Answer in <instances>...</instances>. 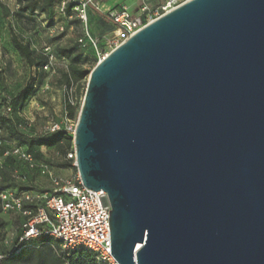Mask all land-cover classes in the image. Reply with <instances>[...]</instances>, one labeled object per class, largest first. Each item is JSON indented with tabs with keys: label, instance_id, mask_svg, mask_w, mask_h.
I'll return each mask as SVG.
<instances>
[{
	"label": "water",
	"instance_id": "95a60500",
	"mask_svg": "<svg viewBox=\"0 0 264 264\" xmlns=\"http://www.w3.org/2000/svg\"><path fill=\"white\" fill-rule=\"evenodd\" d=\"M73 142L118 264H264V0H188L123 41Z\"/></svg>",
	"mask_w": 264,
	"mask_h": 264
},
{
	"label": "rangeland",
	"instance_id": "374dc122",
	"mask_svg": "<svg viewBox=\"0 0 264 264\" xmlns=\"http://www.w3.org/2000/svg\"><path fill=\"white\" fill-rule=\"evenodd\" d=\"M95 1L98 3L106 0ZM171 1L178 6L188 0H137L139 8L136 13L123 10L136 15L144 5L156 11ZM67 2L77 4L78 0ZM65 7L64 2L56 4L47 14L30 15L20 11L17 0H0V138L6 141L7 147L11 144L30 152L38 167L22 171V175H26L31 182L20 184L17 177H21L23 164L17 162L14 166L9 160L5 162L1 150L0 192H31L41 197V204H44L45 197L53 193L50 175L72 178L78 174L74 161L68 158L75 149L74 142L70 149L65 150L66 153L57 147L40 145L52 139L46 130L48 124L63 121L68 97L77 103L73 120L78 121L82 98L86 93L89 77L71 89L63 82L70 60L62 57L61 52L67 51L82 67L92 71L103 56L109 54L117 43L121 44L125 40L116 26L103 32L99 14L94 8H89L88 21L84 23L77 17L75 8L68 15ZM87 32L95 44L79 42ZM14 38L33 51V64L26 62L14 48ZM49 53L54 56L51 72L43 69ZM22 91L28 95L26 99L24 96L21 99L18 97ZM42 170L46 173L42 174ZM0 217L6 223L0 231L2 254L14 248L21 230L18 215L10 213L1 214ZM52 244L61 255L73 252L59 242L54 241Z\"/></svg>",
	"mask_w": 264,
	"mask_h": 264
},
{
	"label": "built area",
	"instance_id": "2783aa9c",
	"mask_svg": "<svg viewBox=\"0 0 264 264\" xmlns=\"http://www.w3.org/2000/svg\"><path fill=\"white\" fill-rule=\"evenodd\" d=\"M178 6L176 2L171 1L156 11H152L147 5H144L137 15H131L125 10L121 12L110 11L105 15L118 27L120 34L126 40ZM91 7L98 13L103 14L101 6L95 0H85L77 3L75 10L78 14L77 17L82 22L86 23L88 21V10ZM79 42L95 44L88 32ZM119 45L117 43L115 48ZM46 52H49V49H46ZM47 55L49 61L43 69L51 72L54 56L50 53ZM69 101L73 107H76V102L71 99ZM83 102L84 98H82V105ZM77 123L78 121L75 122L65 112L62 122L49 123L46 130L49 134L65 132L74 139ZM1 150H3L4 160L12 157L30 170L38 168L32 154L11 144L7 147V143L0 138ZM68 158L74 161L76 167L75 149L73 153L68 155ZM45 173L42 170V174ZM50 181L53 186V193L45 197L44 204H41L40 196L27 191L18 194L6 190L0 194L3 214H16L21 221L20 230L22 235L19 237L13 251L18 250L21 245L28 246L34 240L50 238L61 243L68 250L75 251L77 248L82 247L93 252L99 264H118L111 255L109 219L112 209L108 195L104 191L95 192L85 188L79 173L72 178H60L50 175ZM17 182L24 183L25 180L22 177H17ZM3 258L4 256L0 254V263Z\"/></svg>",
	"mask_w": 264,
	"mask_h": 264
},
{
	"label": "trees",
	"instance_id": "16d2710c",
	"mask_svg": "<svg viewBox=\"0 0 264 264\" xmlns=\"http://www.w3.org/2000/svg\"><path fill=\"white\" fill-rule=\"evenodd\" d=\"M64 2L66 3L65 12L66 14L70 15L77 4H71L67 2V0H17L20 11L22 13H28L30 15L35 13L47 14L56 4ZM98 14L101 18L100 21L102 23L103 32L110 31L113 28V22L108 16L101 13ZM13 45L26 62H28L29 64H33L34 53L28 45L22 44L16 38L13 39ZM61 56L70 60L68 71L63 75V82L69 89H71L72 86L79 85L83 80L89 77L91 71L82 67L79 61L77 59H74L70 53H68L67 51H62ZM48 61L49 56L47 55V62L45 63V65L48 63ZM23 96L24 99L28 97L25 91H22L18 95L20 99ZM65 110L69 114L70 118L73 119L75 117L77 109L71 105L69 97L66 99ZM50 135L52 136L51 141L42 143L40 145L57 147L64 153H66V149H70L73 146V138L65 132H58ZM8 160L13 162L14 166H16V164H18L17 162H19L17 159L12 157L5 159V162H7ZM27 169L28 168L25 167L24 164L21 165V177L24 178L25 182H20V184L26 185L31 182L28 181L29 179H27L26 175H22V171L25 172ZM3 191H1L0 194ZM1 214H3V212L0 203V215ZM5 226L6 223L0 217V231L3 230ZM21 235L22 233L20 232L19 236L16 239L15 245L18 243V239ZM52 242H54V240L50 238H42L32 241L28 246L21 245L20 248L16 251H13L12 249L8 253H2L1 255H3L4 258L0 264H99L96 255L85 248L80 247L70 254L61 255L53 246Z\"/></svg>",
	"mask_w": 264,
	"mask_h": 264
},
{
	"label": "crops",
	"instance_id": "0c3cea01",
	"mask_svg": "<svg viewBox=\"0 0 264 264\" xmlns=\"http://www.w3.org/2000/svg\"><path fill=\"white\" fill-rule=\"evenodd\" d=\"M81 1H85V0H78V3ZM98 5L101 6L103 15H105L110 11H116L114 9H118L119 12L124 11L123 9H127L131 13H136L139 8L137 0H106L105 2H98ZM99 20H101L100 16H99ZM112 26L114 27L115 25L112 24Z\"/></svg>",
	"mask_w": 264,
	"mask_h": 264
}]
</instances>
